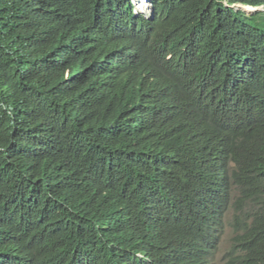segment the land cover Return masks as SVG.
<instances>
[{"label":"trees","instance_id":"obj_1","mask_svg":"<svg viewBox=\"0 0 264 264\" xmlns=\"http://www.w3.org/2000/svg\"><path fill=\"white\" fill-rule=\"evenodd\" d=\"M148 2L0 0V264H214L235 192L264 264V0Z\"/></svg>","mask_w":264,"mask_h":264},{"label":"rangeland","instance_id":"obj_2","mask_svg":"<svg viewBox=\"0 0 264 264\" xmlns=\"http://www.w3.org/2000/svg\"><path fill=\"white\" fill-rule=\"evenodd\" d=\"M138 9L147 12L149 5L143 0H134ZM241 201L238 199L237 192L232 197L230 210L226 214V224L224 225L220 244L215 252V264H227L233 256L231 249L236 243V237L240 236L244 227L250 221V207L246 204L243 208Z\"/></svg>","mask_w":264,"mask_h":264},{"label":"clouds","instance_id":"obj_3","mask_svg":"<svg viewBox=\"0 0 264 264\" xmlns=\"http://www.w3.org/2000/svg\"><path fill=\"white\" fill-rule=\"evenodd\" d=\"M141 1H142V0H141ZM143 1L146 2V3L149 5L148 0H143ZM136 3H137V2H136ZM136 3H135L134 0H132V5L134 6V11H135L136 13H144V14L147 15V16L150 15V5H149V9L147 10V12H145V11H142V10L138 9V5H136ZM235 6H236L237 8H243V9H245V10L251 12V13L255 12V11L258 10V9H261L260 6H252V5L250 6V5L236 4ZM231 201H232V199H231ZM230 205H231V202H230ZM229 210H230V208H229ZM229 210H228V211H229ZM227 213H228V212H227ZM216 250H217V249H216ZM216 250H215V252H216ZM214 256H215V254H214ZM214 256H213V263L215 264V262H214Z\"/></svg>","mask_w":264,"mask_h":264}]
</instances>
